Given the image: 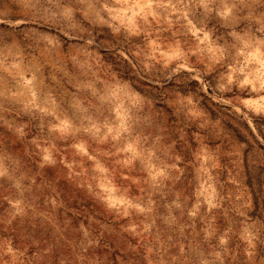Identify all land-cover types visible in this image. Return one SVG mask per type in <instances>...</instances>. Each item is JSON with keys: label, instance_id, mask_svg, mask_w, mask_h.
I'll use <instances>...</instances> for the list:
<instances>
[{"label": "rangeland", "instance_id": "obj_1", "mask_svg": "<svg viewBox=\"0 0 264 264\" xmlns=\"http://www.w3.org/2000/svg\"><path fill=\"white\" fill-rule=\"evenodd\" d=\"M156 3L0 0V264H264V0Z\"/></svg>", "mask_w": 264, "mask_h": 264}, {"label": "snow or ice", "instance_id": "obj_2", "mask_svg": "<svg viewBox=\"0 0 264 264\" xmlns=\"http://www.w3.org/2000/svg\"><path fill=\"white\" fill-rule=\"evenodd\" d=\"M207 3H208V0H200V4L198 6H204L206 7L207 6ZM132 7H135V8H144V9H147V8H150V7H154V6H158L157 3H156V0H132ZM191 23V22H190ZM193 35H195L193 33ZM260 57L259 59V63L261 65V67H264V52H259L257 53ZM171 55L173 56H176V55H179L178 52H172ZM195 57L193 56V59ZM255 58V57H254ZM261 87L264 88V73H261ZM244 83L245 84H250L251 81H248V80H244Z\"/></svg>", "mask_w": 264, "mask_h": 264}]
</instances>
